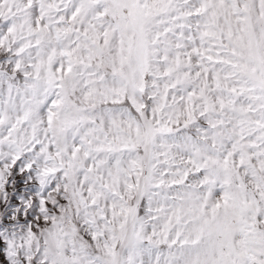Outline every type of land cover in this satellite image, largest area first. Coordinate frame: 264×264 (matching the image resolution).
Instances as JSON below:
<instances>
[{
    "label": "snow or ice",
    "instance_id": "snow-or-ice-1",
    "mask_svg": "<svg viewBox=\"0 0 264 264\" xmlns=\"http://www.w3.org/2000/svg\"><path fill=\"white\" fill-rule=\"evenodd\" d=\"M0 264H264V0H0Z\"/></svg>",
    "mask_w": 264,
    "mask_h": 264
}]
</instances>
